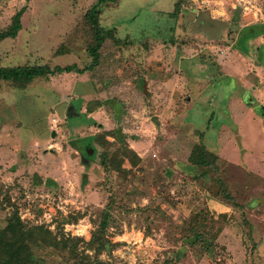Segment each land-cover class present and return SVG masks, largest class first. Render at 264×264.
I'll return each instance as SVG.
<instances>
[{
  "label": "rangeland",
  "instance_id": "rangeland-1",
  "mask_svg": "<svg viewBox=\"0 0 264 264\" xmlns=\"http://www.w3.org/2000/svg\"><path fill=\"white\" fill-rule=\"evenodd\" d=\"M95 1L0 0V33L25 7L17 36L0 38V67L74 66L0 81V231L16 214L43 230L28 250L44 264H91L109 207L101 264H264V0H117L99 24L127 39H108L90 69ZM118 129L134 165L113 136L95 140ZM201 145L218 173L190 163ZM105 151L119 165L104 171Z\"/></svg>",
  "mask_w": 264,
  "mask_h": 264
},
{
  "label": "trees",
  "instance_id": "trees-1",
  "mask_svg": "<svg viewBox=\"0 0 264 264\" xmlns=\"http://www.w3.org/2000/svg\"><path fill=\"white\" fill-rule=\"evenodd\" d=\"M116 2L117 0H96L84 14V24L87 25L86 28L91 34V43L87 48L88 53L92 59L90 69H93L99 63V51L108 39L113 40L116 44L119 45L124 44L125 40L127 39L118 37L114 28H105L100 26L99 24L100 10L105 5H115ZM24 8L25 7L20 8L15 13L12 18L11 25L4 32L0 33V38H15L17 36V33L21 28L20 18L25 11ZM212 32L215 31L212 30ZM258 32L263 34L264 29L255 31V35L258 34ZM72 69H74L73 65L68 67H55L54 71L69 72ZM54 71H51L50 69L39 65L31 67H0V81H11L17 87H23L34 79L43 77L44 75L53 73ZM78 72L83 73V71L81 70H79ZM102 104L103 102L99 100L89 101L86 107L87 114L95 112V110ZM107 135H111L118 140V142L120 143V149L123 152L122 156L126 157L133 165L136 163V161L140 160L139 157H137V155L134 153V151L128 149V147L124 144V135L120 133L119 129L117 131H108L96 136L95 140L101 147L106 148L107 141L105 140V137ZM82 140L85 143L87 138H83ZM82 151L85 155V147H83ZM110 155L111 153H109V151H105L101 155L100 164L104 171L108 170V165L109 167H111L110 165L114 167H116L115 165H119V162L116 164L114 163L113 158L111 162L107 164V160L110 159ZM188 159L194 166L209 168L215 174L219 171L217 156L209 153L202 145L199 148L197 147V149H195V152L191 153ZM216 180L219 184L222 183L219 177H216ZM225 199L226 201L232 203L234 207H238L236 199L232 197L227 191H225ZM109 212L110 208L107 207L104 210L103 219L100 221L97 228L92 232L90 240L86 243V247L93 250L94 252L92 256H83V258L91 259V264H101L97 259V256L102 251L110 249L109 247H106V244H111L105 237L110 216ZM42 235L43 230H40L37 227L26 229L16 214L11 216L7 225L0 231V264H44V261L41 258L33 256L28 250L30 243H35L43 239ZM194 235L195 240L201 243L205 250L209 251L212 248L211 239L209 238L206 230L203 231V233L199 230H195ZM77 240L80 241L82 239L77 238ZM68 241L69 240L66 238L57 240L56 237L53 236V243L50 246H53L54 248L67 249L68 246H70L68 244Z\"/></svg>",
  "mask_w": 264,
  "mask_h": 264
},
{
  "label": "water",
  "instance_id": "water-1",
  "mask_svg": "<svg viewBox=\"0 0 264 264\" xmlns=\"http://www.w3.org/2000/svg\"><path fill=\"white\" fill-rule=\"evenodd\" d=\"M252 27H245L243 28V32L245 33L246 31L250 30Z\"/></svg>",
  "mask_w": 264,
  "mask_h": 264
},
{
  "label": "crops",
  "instance_id": "crops-1",
  "mask_svg": "<svg viewBox=\"0 0 264 264\" xmlns=\"http://www.w3.org/2000/svg\"><path fill=\"white\" fill-rule=\"evenodd\" d=\"M210 19H214V20H216V18L215 17H213V16H210ZM223 20V19H222ZM223 22V21H222ZM253 28V27H252ZM262 48V47H261ZM260 58H263V56H260ZM263 64V63H262ZM258 68V67H257ZM187 85V84H186Z\"/></svg>",
  "mask_w": 264,
  "mask_h": 264
}]
</instances>
